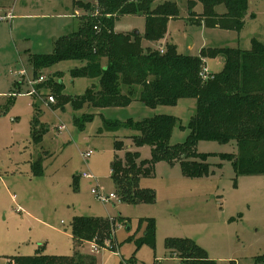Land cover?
I'll return each instance as SVG.
<instances>
[{"label":"rangeland","instance_id":"obj_1","mask_svg":"<svg viewBox=\"0 0 264 264\" xmlns=\"http://www.w3.org/2000/svg\"><path fill=\"white\" fill-rule=\"evenodd\" d=\"M79 1L91 7L96 3ZM169 1L177 4L178 17L168 21L158 42L143 38V50L172 44L182 56H198L203 48L250 51L253 40L264 45V0H248L239 31L208 28L189 19L188 0ZM194 11L202 12V5L198 3ZM215 11L221 14L225 8L219 5ZM90 13L73 0H0V264L20 256L75 253L96 264H130L126 260L131 257L133 264H179L180 259H170L167 239L192 241L216 264H264V175H236L226 158L237 153L234 141L196 143V153L206 156L208 176L185 177L179 162L159 161L150 176L138 180L139 188L153 193L152 201L118 199L111 164L116 155L123 158L125 151L135 150L130 136L136 132L126 127L107 129L105 122L172 116L176 123L169 144H183L195 114L194 99L149 108L135 95L123 108L74 110L70 103L55 108L57 99L43 88L51 78L62 82L65 98L83 96L86 89L98 86L96 79L71 77L70 71L81 66L78 61L58 62L40 71L46 78L43 82L32 81L33 57L52 54L56 42L77 31L82 17ZM114 30L142 36L144 17L119 16ZM204 62L210 75L222 70L217 58ZM31 90L38 94V108L32 106ZM50 96L54 101L47 103ZM86 114L93 115L92 120L80 129L74 118ZM34 115L48 129L38 143L32 141ZM60 127H64L61 132ZM115 140L123 141L121 151L114 149ZM87 151L92 153L85 159L82 153ZM149 158L150 148L145 146L141 159ZM37 160L39 175L31 168ZM92 189L117 199L102 203ZM75 217L114 222L112 242L106 243L116 248L93 252L90 243H75L71 235ZM148 219L155 223L154 247L136 248L145 230V222L139 226V221Z\"/></svg>","mask_w":264,"mask_h":264},{"label":"trees","instance_id":"obj_2","mask_svg":"<svg viewBox=\"0 0 264 264\" xmlns=\"http://www.w3.org/2000/svg\"><path fill=\"white\" fill-rule=\"evenodd\" d=\"M202 5V12L194 8ZM73 4L91 10L82 17L77 31L56 42L50 55L32 59L33 80L40 71L62 61H78L81 66L70 71L73 78L98 80V86L86 89L83 96L65 98L63 84L52 78L43 86L57 99L55 108L64 109L70 103L74 110L85 106L95 109L123 108L135 95L146 107L174 105L180 99L195 100V114L191 117L188 136L183 144L170 145L169 140L176 120L168 115H155L141 121L105 122L107 129L126 127L136 132L130 136L133 151L117 155L111 164V179L118 199L129 203L152 201L151 191L139 188L140 177L150 176L159 161L179 162L185 177H202L210 173L206 156L195 151L198 141H234L236 154H228L236 175H264V45L253 40L250 51L236 49H202L198 56H182L172 44H166L163 53L156 48L143 50L141 41L156 43L165 36L167 23L178 17L177 4L169 0H96L94 7L73 0ZM223 5L224 13L215 7ZM248 0H188L189 19L208 28L239 31L247 16ZM90 12V11H89ZM144 17L143 35L116 32L119 16ZM220 58L222 70L208 75L204 72L205 59ZM56 76V75H55ZM123 88L126 89L123 92ZM32 106L38 108V97ZM54 100V97L51 96ZM47 103L48 97H47ZM93 115L74 118L80 129ZM48 131L34 115L31 124L32 141L38 143ZM123 141L115 140L114 149L121 151ZM150 148V158L141 159L138 149ZM32 171L41 173L40 160L33 161ZM145 222L143 236L136 240L141 245L154 247L155 223ZM114 222L103 218L75 217L72 220V238L75 243L95 241L105 248L112 242ZM105 243H104V241ZM112 250L115 249L112 245ZM170 257L179 264H216L206 253L188 239H167ZM133 264V258L126 260ZM8 264H96L95 260L75 253L73 256L14 257Z\"/></svg>","mask_w":264,"mask_h":264},{"label":"built area","instance_id":"obj_3","mask_svg":"<svg viewBox=\"0 0 264 264\" xmlns=\"http://www.w3.org/2000/svg\"><path fill=\"white\" fill-rule=\"evenodd\" d=\"M156 50H157L159 53H163V51H164V47H162V46H157V49H156ZM204 72H205L206 74H208L206 68L204 69ZM19 74L22 75L21 73H19ZM208 75H210V74H208ZM45 79H46L45 76L40 75V76H39L36 80H34L33 82H34V83H41V82H43ZM30 83H31V82H30ZM30 85H31V84H30ZM29 94H31V93H29ZM31 95H32V94H31ZM48 100H49V102H53V101H54V100L52 99V97H49ZM59 129L62 130V129H64V127H60ZM91 153H92L91 151H87V152L82 153V156H83V158L87 159V158L90 157ZM82 176H83L84 178L93 179V177H92L91 175H88V174H82ZM91 192H92L94 195H96L97 199H98L100 202H102V203H107V202H109V201L112 200V199H117L116 196H115L114 194H112V193H110V194L107 195V196H102V195H100V193L98 192L97 189H92ZM87 243H90L91 250H92L93 252H97V251H99V250H101V249H106V248H109L110 250H112V249H111V248H112V244L105 243V248H102V247L99 246L95 241H91V242H87ZM114 248H116V246H114Z\"/></svg>","mask_w":264,"mask_h":264},{"label":"crops","instance_id":"obj_4","mask_svg":"<svg viewBox=\"0 0 264 264\" xmlns=\"http://www.w3.org/2000/svg\"><path fill=\"white\" fill-rule=\"evenodd\" d=\"M196 8V7H195ZM218 59V62H220V63H222V66H223V61H222V59H220V58H217ZM58 131L59 132H61L62 130H60L59 128H58ZM143 149V147L142 148H140V149H138L139 150V152H140V154H141V150ZM83 157V156H82ZM87 179H89V178H87ZM92 180V179H91ZM171 260H173V258L171 257L170 258Z\"/></svg>","mask_w":264,"mask_h":264},{"label":"bare ground","instance_id":"obj_5","mask_svg":"<svg viewBox=\"0 0 264 264\" xmlns=\"http://www.w3.org/2000/svg\"><path fill=\"white\" fill-rule=\"evenodd\" d=\"M28 93H31L32 95H34V96H38V94H37V92L36 91H34V90H31V91H29ZM30 94V95H31ZM31 95V96H32ZM51 97V96H50ZM49 98V97H48ZM53 99V98H52ZM49 101V100H48Z\"/></svg>","mask_w":264,"mask_h":264},{"label":"water","instance_id":"obj_6","mask_svg":"<svg viewBox=\"0 0 264 264\" xmlns=\"http://www.w3.org/2000/svg\"><path fill=\"white\" fill-rule=\"evenodd\" d=\"M134 33H136V34H137L138 32H137V31H135Z\"/></svg>","mask_w":264,"mask_h":264}]
</instances>
